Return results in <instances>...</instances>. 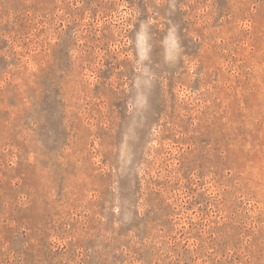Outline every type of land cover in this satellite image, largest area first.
I'll use <instances>...</instances> for the list:
<instances>
[{
    "label": "rangeland",
    "instance_id": "1",
    "mask_svg": "<svg viewBox=\"0 0 264 264\" xmlns=\"http://www.w3.org/2000/svg\"><path fill=\"white\" fill-rule=\"evenodd\" d=\"M0 264H264V0H0Z\"/></svg>",
    "mask_w": 264,
    "mask_h": 264
}]
</instances>
